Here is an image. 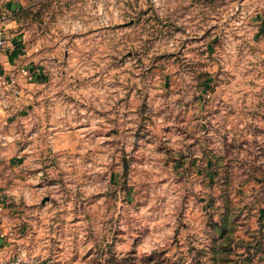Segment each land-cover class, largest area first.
Listing matches in <instances>:
<instances>
[{
    "label": "rangeland",
    "instance_id": "374dc122",
    "mask_svg": "<svg viewBox=\"0 0 264 264\" xmlns=\"http://www.w3.org/2000/svg\"><path fill=\"white\" fill-rule=\"evenodd\" d=\"M102 3L86 36L30 6L29 42L62 49L1 53L110 115L101 170L90 144L91 168L0 215V264H264V0Z\"/></svg>",
    "mask_w": 264,
    "mask_h": 264
},
{
    "label": "crops",
    "instance_id": "0c3cea01",
    "mask_svg": "<svg viewBox=\"0 0 264 264\" xmlns=\"http://www.w3.org/2000/svg\"><path fill=\"white\" fill-rule=\"evenodd\" d=\"M102 1L103 6L110 0H98ZM92 2L93 0H0L4 50L7 49L8 54H20L22 58L23 54L29 52L60 51L63 43L49 45L39 38L35 44L29 42L31 33L27 8L33 5L43 7L41 24H44L47 19L45 6L52 5L54 23L52 32H45L46 36H61L62 30L73 35L80 31L78 35L86 36L89 33L86 21L90 20ZM65 22L69 23V27L64 26L62 29V23ZM1 53L0 72L25 68L32 75V80L27 82L24 78L20 79L22 92L18 99L0 101V202L5 198L2 203L7 206L0 211V215L15 211L13 206L19 203L28 208L41 207L44 192L48 187L54 188L57 179L67 180L86 166L91 168L94 165V157L89 153V149H93L92 144H100V153L97 154L99 162L95 161L96 165L100 163L98 169L101 170L103 159L104 163L107 162L106 144L109 137L103 133L108 131L110 115L109 94L101 93L100 99L96 96L94 98L89 92L91 85L88 92H79L81 84L77 82V78L74 81L68 79L72 84L66 93L50 90L52 79L47 76L44 68L33 66L24 60L17 61L14 57ZM56 80L61 84L62 79ZM94 101L100 109L94 108ZM102 102L106 104L103 105ZM124 106L125 101L122 99L117 109L125 111ZM89 173H93L91 169Z\"/></svg>",
    "mask_w": 264,
    "mask_h": 264
},
{
    "label": "built area",
    "instance_id": "2783aa9c",
    "mask_svg": "<svg viewBox=\"0 0 264 264\" xmlns=\"http://www.w3.org/2000/svg\"><path fill=\"white\" fill-rule=\"evenodd\" d=\"M5 45L4 32L0 30V53L3 52ZM24 78L29 82L32 80V75L25 68H17L15 71L0 72V101L6 99H18L21 96L20 79ZM2 210V203L0 202V211Z\"/></svg>",
    "mask_w": 264,
    "mask_h": 264
},
{
    "label": "trees",
    "instance_id": "16d2710c",
    "mask_svg": "<svg viewBox=\"0 0 264 264\" xmlns=\"http://www.w3.org/2000/svg\"><path fill=\"white\" fill-rule=\"evenodd\" d=\"M148 260H149V261H154V259H152V258H148Z\"/></svg>",
    "mask_w": 264,
    "mask_h": 264
}]
</instances>
